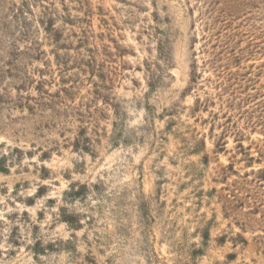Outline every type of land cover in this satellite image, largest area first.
Listing matches in <instances>:
<instances>
[{"label": "rangeland", "instance_id": "1", "mask_svg": "<svg viewBox=\"0 0 264 264\" xmlns=\"http://www.w3.org/2000/svg\"><path fill=\"white\" fill-rule=\"evenodd\" d=\"M0 264H264V0H0Z\"/></svg>", "mask_w": 264, "mask_h": 264}]
</instances>
